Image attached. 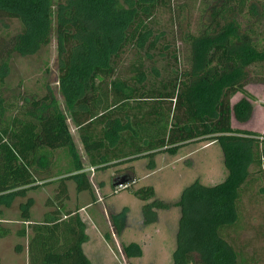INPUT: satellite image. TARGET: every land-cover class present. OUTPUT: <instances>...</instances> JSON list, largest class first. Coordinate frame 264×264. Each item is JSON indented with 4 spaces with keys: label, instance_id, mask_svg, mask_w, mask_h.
<instances>
[{
    "label": "trees",
    "instance_id": "trees-1",
    "mask_svg": "<svg viewBox=\"0 0 264 264\" xmlns=\"http://www.w3.org/2000/svg\"><path fill=\"white\" fill-rule=\"evenodd\" d=\"M173 4L174 0H0V17L19 19L24 25L15 35L0 34L1 70H7L14 54L34 53L50 44L55 29L65 103L61 108L47 94L32 98L5 121L1 109L12 103L0 94V204L59 183L56 200L50 202L53 209L42 222L30 223V264H94L84 249L86 222L78 210H62L68 179L76 180L78 191L94 193L89 173L142 158L153 168L158 154L175 155L185 145L204 140L220 145L224 180L206 185L196 179L175 202L157 198L152 185L133 193L144 201L145 224L156 223L161 209L180 208L170 264H240L238 250L222 229L238 219L241 188L251 167L264 166V134L232 122L252 120L256 106L247 86L264 84V44L255 39L264 21V0H209L201 29L194 32L188 25L179 31L189 48L185 65L174 48L175 36L165 42L167 32L157 25L160 9ZM164 55L171 56L176 67L161 71L153 65ZM238 93L241 98L232 102ZM69 119L88 164L79 157ZM57 150L73 158L68 175L54 166ZM121 173L136 181L132 165ZM261 174L264 179V167ZM33 205L32 197L21 204L26 222ZM111 222L120 236L128 227V214L113 215ZM10 233L0 222V238ZM122 249L129 259L143 255L137 242L123 243Z\"/></svg>",
    "mask_w": 264,
    "mask_h": 264
},
{
    "label": "rangeland",
    "instance_id": "rangeland-1",
    "mask_svg": "<svg viewBox=\"0 0 264 264\" xmlns=\"http://www.w3.org/2000/svg\"><path fill=\"white\" fill-rule=\"evenodd\" d=\"M56 1V0H55ZM209 0H174L172 8L162 7L157 14V25L167 32L165 42L174 39V48L181 52L180 61L185 65L189 48L180 38L181 28L190 26L193 31L201 29L206 22V6ZM209 7H207L208 9ZM250 20L246 21V26ZM24 27L19 19L0 17V34L12 36ZM255 35L260 44H264V21ZM184 51V53H182ZM124 56H127L124 55ZM169 62H171L169 64ZM59 58L57 51L56 31L51 33L50 44L39 48L34 53L14 54L8 61L7 70L0 68V94L6 102L12 103L9 109H1L5 113V121L13 116L16 109L32 98L44 95L53 96L61 108L65 107L61 92ZM151 65V62L149 63ZM158 69L167 70V66H175V60L168 55L157 56ZM168 71V70H167ZM166 74L162 72V75ZM1 80V79H0ZM247 89L254 96L256 106L252 120L245 125H237L264 134V84L252 83ZM238 93L232 102L241 98ZM28 100V101H25ZM24 103V104H23ZM28 104V103H27ZM1 115V113H0ZM71 131L79 145V157L88 164L86 153L81 147L76 126L69 119ZM54 166L62 175L70 174L74 168L73 158L66 150H57ZM148 159L142 158L133 162L113 166L106 170L96 171L90 175L94 193L78 191L75 179H68V196L62 210H80L86 222L87 240L84 249L95 264H170L176 248V233L180 219V208L159 210V220L153 224H145L142 220V206L133 193L134 189L152 185L156 189V197L165 201H177L183 190L199 179L204 184L214 185L225 177L224 156L220 145L215 141L204 140L185 145L178 154L160 153L155 158V166L148 167ZM132 165L137 173L136 181L126 188H114L113 180L122 171ZM59 168V169H58ZM263 166L253 165L251 175L241 188L237 205V221L222 229V234L238 250L240 264H264V179ZM55 171V172H57ZM126 184V183H125ZM59 183L42 185L31 189L26 195L17 196L9 204H0V222L11 229V233L0 238V264H30L28 245L32 235V224L40 223L46 212L52 210L51 201H55ZM32 197L31 220L21 218V204ZM59 202H56V204ZM126 211L128 227L117 236L111 217ZM30 224V225H29ZM26 235L20 234L21 230ZM110 234V238L106 235ZM137 242L143 248L140 257L127 258L122 244Z\"/></svg>",
    "mask_w": 264,
    "mask_h": 264
},
{
    "label": "water",
    "instance_id": "water-1",
    "mask_svg": "<svg viewBox=\"0 0 264 264\" xmlns=\"http://www.w3.org/2000/svg\"><path fill=\"white\" fill-rule=\"evenodd\" d=\"M131 180L127 177L126 174H123V175H118L114 178V186H119L121 184H125V183H128L130 182Z\"/></svg>",
    "mask_w": 264,
    "mask_h": 264
},
{
    "label": "crops",
    "instance_id": "crops-1",
    "mask_svg": "<svg viewBox=\"0 0 264 264\" xmlns=\"http://www.w3.org/2000/svg\"><path fill=\"white\" fill-rule=\"evenodd\" d=\"M232 122H233V126L237 127V125H235V124H238L237 121H236L235 119H233ZM246 124H247V123H246ZM238 125H245V124H238ZM242 128H244V127H242ZM179 151H180V150H179ZM178 153H179V152H178ZM178 153H177V154H178ZM175 155H176V154H175ZM225 176H226V172H225ZM225 176H224V177H225ZM223 180H224V179H223ZM56 184H57V183H56ZM206 185H209V184H206ZM58 191H59V189H57L56 193H58ZM52 209H53V208H52ZM78 212L81 213L79 209H78ZM84 246H85V244H84ZM93 263H94V261H93ZM94 264H95V263H94Z\"/></svg>",
    "mask_w": 264,
    "mask_h": 264
},
{
    "label": "built area",
    "instance_id": "built-area-1",
    "mask_svg": "<svg viewBox=\"0 0 264 264\" xmlns=\"http://www.w3.org/2000/svg\"><path fill=\"white\" fill-rule=\"evenodd\" d=\"M263 167H264V166H263ZM90 169H91L92 171H94V167H90ZM130 184H131V183L121 184V185H119L117 188H118V189L126 188V187H128Z\"/></svg>",
    "mask_w": 264,
    "mask_h": 264
},
{
    "label": "bare ground",
    "instance_id": "bare-ground-1",
    "mask_svg": "<svg viewBox=\"0 0 264 264\" xmlns=\"http://www.w3.org/2000/svg\"><path fill=\"white\" fill-rule=\"evenodd\" d=\"M118 187V186H117Z\"/></svg>",
    "mask_w": 264,
    "mask_h": 264
}]
</instances>
